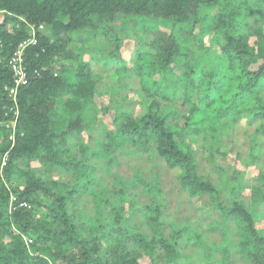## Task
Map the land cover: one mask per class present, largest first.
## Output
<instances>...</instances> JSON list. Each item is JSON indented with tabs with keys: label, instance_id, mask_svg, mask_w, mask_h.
<instances>
[{
	"label": "trees",
	"instance_id": "trees-1",
	"mask_svg": "<svg viewBox=\"0 0 264 264\" xmlns=\"http://www.w3.org/2000/svg\"><path fill=\"white\" fill-rule=\"evenodd\" d=\"M262 208L264 0H0V264H264Z\"/></svg>",
	"mask_w": 264,
	"mask_h": 264
},
{
	"label": "rangeland",
	"instance_id": "rangeland-1",
	"mask_svg": "<svg viewBox=\"0 0 264 264\" xmlns=\"http://www.w3.org/2000/svg\"><path fill=\"white\" fill-rule=\"evenodd\" d=\"M136 24L137 23H133L134 26H136ZM124 25H123L124 27L122 26L123 27L122 29L128 28L129 22L128 23H125ZM162 31L164 33H167V35H170L169 30H167L166 28L162 29ZM195 33H198V31L195 32ZM75 38H77V36H75ZM81 40L83 41V39H81ZM145 40H147V39L145 38ZM82 41L79 40L78 42H75V44L72 46V48L75 49L76 51H83V50H85L86 47H85V45H83V42ZM135 42H137V41L135 40V38H133L132 40L127 41L125 43V48L126 49H125L124 52H122V56H123V58L125 60H129L131 58L132 53H133V48H134V43ZM97 43H98V50H99V52L96 55H97L99 61L100 60H104L107 55L112 54V52H114V48H113V45H112L113 42H109L108 43V41L104 37H102V36L99 37L98 40H97ZM112 92L115 95H117V89H114ZM131 97H133L134 100L146 101L145 100L146 98H143V95H141L139 97L137 95H135V96L134 95H131ZM138 110H140V109L138 108L136 111H138ZM102 119H103L104 123H107L108 124V128L110 130H113L114 129L113 123H111V119H105V117H103ZM230 157H232V156H230ZM258 221H259V223H261L262 225H264V208L261 209L260 214L258 215ZM148 262H149L148 259H143V260L140 261V264H148Z\"/></svg>",
	"mask_w": 264,
	"mask_h": 264
},
{
	"label": "built area",
	"instance_id": "built-area-1",
	"mask_svg": "<svg viewBox=\"0 0 264 264\" xmlns=\"http://www.w3.org/2000/svg\"><path fill=\"white\" fill-rule=\"evenodd\" d=\"M16 63H17L16 59L11 61L12 67H13V69L15 70V73L17 74V73H20L21 70L18 69ZM21 78H24V75H22ZM13 200H15V198H13Z\"/></svg>",
	"mask_w": 264,
	"mask_h": 264
}]
</instances>
